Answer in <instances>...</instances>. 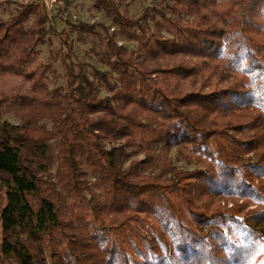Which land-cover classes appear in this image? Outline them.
<instances>
[{
  "label": "trees",
  "instance_id": "16d2710c",
  "mask_svg": "<svg viewBox=\"0 0 264 264\" xmlns=\"http://www.w3.org/2000/svg\"><path fill=\"white\" fill-rule=\"evenodd\" d=\"M92 7L136 45L104 96L64 31L47 87L42 4L0 18V264H264V0Z\"/></svg>",
  "mask_w": 264,
  "mask_h": 264
},
{
  "label": "rangeland",
  "instance_id": "374dc122",
  "mask_svg": "<svg viewBox=\"0 0 264 264\" xmlns=\"http://www.w3.org/2000/svg\"><path fill=\"white\" fill-rule=\"evenodd\" d=\"M114 1L119 12L130 18H136L144 10H148L151 14L148 18L149 25H152L154 20L159 19V11L171 2V0ZM28 2H35L44 6L47 12V25L53 30V32L46 33L43 40L35 47L34 53L37 61L49 64L47 87L62 86L66 80L62 60L59 57V53L64 52V48H62L59 35H57L60 31H64L68 40L72 42V56L69 58L71 62L76 68L81 67L86 74L98 80L100 83L97 92L99 96L108 94V87L115 84L117 75L100 61L101 54L107 48V40L113 38L117 46H122L127 50H135V42L122 36L105 13L94 9L92 0H54L49 8L46 7L43 0H0V18L8 17L15 13L21 5ZM30 21L27 23L30 24ZM80 24L85 25L83 26L84 30L81 29ZM163 35L166 33L163 32ZM101 74L104 79L100 76ZM4 118L10 122H16V119L10 114H5ZM46 124L48 125V123ZM168 154L171 157V164L177 168L192 169L199 167V164L193 161L177 160L174 149ZM247 156L250 158L249 154ZM132 157L130 155L123 162V165L126 166ZM92 180V174L87 173V182L90 188H93Z\"/></svg>",
  "mask_w": 264,
  "mask_h": 264
},
{
  "label": "water",
  "instance_id": "95a60500",
  "mask_svg": "<svg viewBox=\"0 0 264 264\" xmlns=\"http://www.w3.org/2000/svg\"><path fill=\"white\" fill-rule=\"evenodd\" d=\"M43 1H44V3H45L46 7L49 8L50 5H51V3H52L54 0H43Z\"/></svg>",
  "mask_w": 264,
  "mask_h": 264
}]
</instances>
